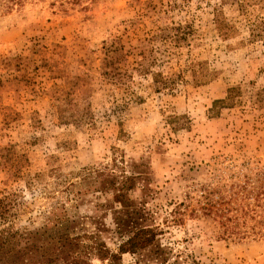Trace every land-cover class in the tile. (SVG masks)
Here are the masks:
<instances>
[{
	"label": "rangeland",
	"instance_id": "1",
	"mask_svg": "<svg viewBox=\"0 0 264 264\" xmlns=\"http://www.w3.org/2000/svg\"><path fill=\"white\" fill-rule=\"evenodd\" d=\"M113 157L171 260L264 264V0H0V236L91 215Z\"/></svg>",
	"mask_w": 264,
	"mask_h": 264
},
{
	"label": "trees",
	"instance_id": "2",
	"mask_svg": "<svg viewBox=\"0 0 264 264\" xmlns=\"http://www.w3.org/2000/svg\"><path fill=\"white\" fill-rule=\"evenodd\" d=\"M66 1L79 3V0ZM23 2L4 0V5L6 10H10L14 6H21ZM111 51L109 53H115L117 58L108 62L111 71H105L106 76L118 74L114 62L120 57L119 50ZM194 66L190 65L191 68ZM207 75L203 71L197 74L193 78L196 85L209 81ZM226 94L224 99L213 101L211 111L232 107L236 88H228ZM182 126L188 128L187 120ZM124 164L122 158L117 161L113 157L101 169L85 170L89 172L83 178V186H87L94 195L100 194L94 196L96 203L93 204L94 212L91 215L69 216L63 211L48 218L47 228L35 231L24 228L0 236V264H90V258L105 264H122L125 254L136 257L139 263L143 262V257H148L147 260L153 259L156 264H185L179 262L178 258L171 260V249L162 248L158 239L162 230L154 224V215L147 210L145 202L130 198L138 176L128 174ZM109 204L114 209L112 228L106 227L103 223L105 217L101 216ZM104 232L119 242L115 251L105 245L102 239ZM21 242L25 244L21 246Z\"/></svg>",
	"mask_w": 264,
	"mask_h": 264
}]
</instances>
